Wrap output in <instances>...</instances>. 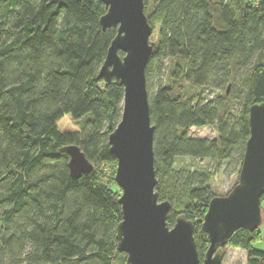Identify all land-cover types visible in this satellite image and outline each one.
<instances>
[{"label": "trees", "instance_id": "trees-1", "mask_svg": "<svg viewBox=\"0 0 264 264\" xmlns=\"http://www.w3.org/2000/svg\"><path fill=\"white\" fill-rule=\"evenodd\" d=\"M143 3L158 27L144 69L155 191L171 203L170 227L182 213L199 219L192 223L202 260L207 235L196 231L214 197L210 181L240 169L248 108L264 101V0ZM105 11L100 0H0V264H114L123 255L115 238L120 189L104 180L117 163L108 136L123 105V88L97 78L116 34L100 25ZM187 85L207 95H190ZM66 115L89 116L65 132L57 123ZM202 126L218 136H189ZM68 144L83 151L90 173L72 178ZM179 157L209 159L212 170L177 168ZM260 239L259 228H239L226 246L242 249L245 264H264Z\"/></svg>", "mask_w": 264, "mask_h": 264}, {"label": "water", "instance_id": "water-1", "mask_svg": "<svg viewBox=\"0 0 264 264\" xmlns=\"http://www.w3.org/2000/svg\"><path fill=\"white\" fill-rule=\"evenodd\" d=\"M104 30L116 28L98 70L99 79L123 88L121 119L109 134L116 163L114 181L120 189L121 220L116 225V249L126 264H221L228 239L239 228L256 230L262 222L264 194V101L249 106L250 135L246 140L236 184L226 195H214L201 222L208 247L198 256L194 223L185 214L167 224L171 203L155 191L153 140L145 66L152 53L153 27L144 14L143 0H100ZM119 51L123 53L121 56ZM69 156L72 178L90 173L93 165L77 145L62 149Z\"/></svg>", "mask_w": 264, "mask_h": 264}, {"label": "rangeland", "instance_id": "rangeland-1", "mask_svg": "<svg viewBox=\"0 0 264 264\" xmlns=\"http://www.w3.org/2000/svg\"><path fill=\"white\" fill-rule=\"evenodd\" d=\"M251 2H258L260 0H249ZM157 30L158 27L155 28L152 32V37L150 38V44L155 46L158 36H157ZM178 59L175 58V60H170L168 63L166 62L167 69L168 71L172 70V65L173 63L177 62ZM186 92L189 93L190 95L196 96H206L207 91L204 90L201 87H192L190 85H187L185 88ZM89 115H85L84 117L79 118L78 120H75L71 118L69 115H66L62 117L61 120L58 121V129L61 131H76L79 129V126H81L82 122L84 119L88 118ZM189 136L194 137V138H207V139H212L213 137H217L218 134L215 132L213 127H208V126H202L200 128L197 127H191L188 131ZM174 165L177 168H192V169H197V170H202V169H207V170H212V163L209 159L202 158V159H197V158H190V157H179L174 160ZM115 167L112 166H106L105 172L104 173V180L110 181L111 184H109L112 189H116L114 185V177H115ZM239 171V170H238ZM238 171L232 175L228 174H223L221 171H217L214 176L212 177L210 181V189L213 195H226L232 187L236 184V181L238 179L237 174ZM113 182V184H112ZM261 207H264V202L261 203ZM199 219L193 218L194 223H198ZM199 224V223H198ZM200 225V224H199ZM198 225L199 231H196V234L200 232V226ZM259 231H261V239L257 242H255L254 246L258 249H263L264 250V211L262 214V222L259 227ZM123 258L125 259V254L122 253ZM122 256L117 257L115 259L114 264H124L123 260H121ZM121 257V258H120ZM245 259H246V254L242 249H237L235 247H232L230 245L225 246L224 249V259L223 263L225 264H245Z\"/></svg>", "mask_w": 264, "mask_h": 264}]
</instances>
